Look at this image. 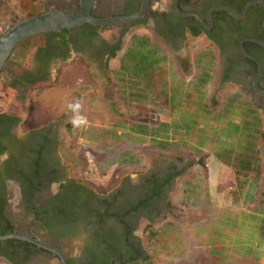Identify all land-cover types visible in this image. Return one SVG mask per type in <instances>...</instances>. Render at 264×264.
Masks as SVG:
<instances>
[{
    "label": "rangeland",
    "instance_id": "1",
    "mask_svg": "<svg viewBox=\"0 0 264 264\" xmlns=\"http://www.w3.org/2000/svg\"><path fill=\"white\" fill-rule=\"evenodd\" d=\"M40 1L0 0V34L9 22L42 10ZM32 39L18 46L20 55L19 49L11 55L12 73L29 64L41 41ZM187 44L176 52L180 61L149 29H134L109 65L106 86L97 83L105 101L80 109L82 126H73V112L58 104L73 102L74 92L83 95L80 101H92L76 61L62 66L53 84L30 90L34 100L44 101L49 92L62 101L42 109L36 103L20 126L57 122L59 140L70 147L66 160L74 164L72 174L97 188L160 160L180 162L168 210L145 234L148 264H264L262 111L240 86L220 83L217 52L203 38L191 36ZM141 58H152V83L140 81L145 73L139 66L148 72ZM12 77L0 72V108L14 96ZM245 150L255 153V168L237 175L234 157Z\"/></svg>",
    "mask_w": 264,
    "mask_h": 264
},
{
    "label": "flooded vegetation",
    "instance_id": "2",
    "mask_svg": "<svg viewBox=\"0 0 264 264\" xmlns=\"http://www.w3.org/2000/svg\"><path fill=\"white\" fill-rule=\"evenodd\" d=\"M143 2L94 0L91 14L130 15ZM39 4L42 10L32 14L75 8L78 0ZM137 28L149 29L180 61L181 53L176 52L187 49L188 38H203L217 52L220 83L247 92L261 109L264 123V0H147L145 13L134 21L66 29L68 50L55 31L39 35L41 41L27 66L12 73L10 57L2 70L13 75L15 85L9 87L15 93L8 108H0V236L23 237L0 240V264H148L145 234L168 210L167 195L181 174L180 162L160 160L97 188L72 174L74 164L66 160L70 147L59 140L57 122L20 126L36 103L42 109L57 100L49 92L44 101L34 100L30 90L56 82L62 66L70 62L82 66L84 76L79 80H86L81 85L88 88V96L92 92V101H80L83 95L74 92L73 102L66 99L58 104L71 110L68 106L79 102L80 109H92L93 100L105 101L97 83L106 86L110 61Z\"/></svg>",
    "mask_w": 264,
    "mask_h": 264
},
{
    "label": "water",
    "instance_id": "3",
    "mask_svg": "<svg viewBox=\"0 0 264 264\" xmlns=\"http://www.w3.org/2000/svg\"><path fill=\"white\" fill-rule=\"evenodd\" d=\"M93 6L94 0H78V5L75 8L45 10L27 17L23 16L18 21L11 23L0 34V72L6 67L13 51L27 39L47 32L77 27L84 23L103 26L134 21L145 13L147 0H144L138 12L124 16H96L91 14ZM242 50L244 51L243 48ZM13 236L23 237L12 233L1 235L0 240Z\"/></svg>",
    "mask_w": 264,
    "mask_h": 264
},
{
    "label": "trees",
    "instance_id": "4",
    "mask_svg": "<svg viewBox=\"0 0 264 264\" xmlns=\"http://www.w3.org/2000/svg\"><path fill=\"white\" fill-rule=\"evenodd\" d=\"M68 30L66 29H61V30H57L55 31V36H57V38L59 39V42L60 44L65 47V49H69V38L66 36V33H67ZM197 32H193V34H197ZM40 50L44 49L43 47H40L39 48ZM152 59V58H151ZM150 58L147 59H140V61L138 62H141V64L145 65L146 63L144 62L147 61V73L146 71L144 70V67L143 66H139V68H141V70L144 71V73L146 74H143L141 77H140V81L144 82L143 80L144 79H148L150 80V83H152L153 79H152V75H151V69L153 68V62ZM184 70H186L184 68ZM152 81V82H151ZM15 85V84H14ZM13 84L10 83L9 86H14ZM213 102V101H212ZM2 118L4 119H10L9 116H3ZM17 120V121H16ZM14 121L18 122L19 119H15ZM262 137H263V140H264V133L261 134ZM251 147V145H250ZM252 148V147H251ZM256 155L255 153H253V150L250 152L249 150H245V151H241V152H238L237 155L234 157V163H233V167H234V172L237 174V175H245L247 174L250 170H253L254 165L256 164Z\"/></svg>",
    "mask_w": 264,
    "mask_h": 264
},
{
    "label": "clouds",
    "instance_id": "5",
    "mask_svg": "<svg viewBox=\"0 0 264 264\" xmlns=\"http://www.w3.org/2000/svg\"><path fill=\"white\" fill-rule=\"evenodd\" d=\"M68 107L73 112V118L71 121L73 126H75V127L82 126L85 123V121H84V118L82 116H80V114H79L80 108H81L80 103L76 102V103L70 104Z\"/></svg>",
    "mask_w": 264,
    "mask_h": 264
},
{
    "label": "crops",
    "instance_id": "6",
    "mask_svg": "<svg viewBox=\"0 0 264 264\" xmlns=\"http://www.w3.org/2000/svg\"><path fill=\"white\" fill-rule=\"evenodd\" d=\"M2 6H4V5H2ZM3 20H4V19H3ZM3 20H1L2 23L0 24V28L3 27V26H2V25L4 24V23H3ZM9 24H10V22H9ZM115 57H116V56H115ZM115 57H114V58H115ZM114 58L110 61V63L114 60ZM109 65H110V64H109ZM98 84H99V83H98ZM93 140H94V139H93ZM96 142H98V144H99V141H98V140H96ZM98 144H97V145H98Z\"/></svg>",
    "mask_w": 264,
    "mask_h": 264
}]
</instances>
